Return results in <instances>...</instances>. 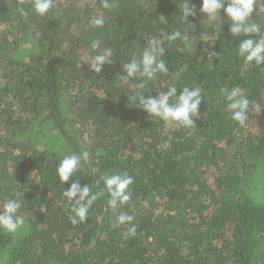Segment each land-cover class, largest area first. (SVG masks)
<instances>
[{
  "label": "trees",
  "instance_id": "1",
  "mask_svg": "<svg viewBox=\"0 0 264 264\" xmlns=\"http://www.w3.org/2000/svg\"><path fill=\"white\" fill-rule=\"evenodd\" d=\"M181 2L108 0L105 9L102 0H54L41 17L32 0H0V205L23 193L25 218L16 234L0 229V264H264V66L235 54L246 37L230 34L223 10L210 21L201 0H191L197 14L189 27L177 17ZM97 14L102 28L89 26ZM253 19L264 25V0ZM177 28L189 32L191 49L167 42ZM151 37L164 42L169 73L149 81L144 95L171 84L202 87L190 128L130 102L138 81L124 78L122 63ZM94 40L113 49L99 74L87 64ZM234 86L252 104L245 126L231 119L221 94ZM83 151L82 186L101 192V178L116 172L134 184L128 203L113 210L105 193L87 221L73 225L56 166ZM122 213L134 217V236H125L131 225L115 226Z\"/></svg>",
  "mask_w": 264,
  "mask_h": 264
},
{
  "label": "clouds",
  "instance_id": "2",
  "mask_svg": "<svg viewBox=\"0 0 264 264\" xmlns=\"http://www.w3.org/2000/svg\"><path fill=\"white\" fill-rule=\"evenodd\" d=\"M54 7V0H32L31 10L38 16L45 17ZM102 7H110L108 0H102ZM223 10L224 14L232 22L229 32L233 36L246 37L235 48V54L242 58L245 64H254L256 67L264 66V25L257 23L253 19V14L257 12V0H201L199 12L206 15L207 20L215 21ZM21 14L27 15L23 9H19ZM197 14L196 5L191 0H182L179 4L178 19L188 25L189 17H195ZM160 23L168 24L164 15L158 17ZM89 26L92 28H102L105 20L101 14L89 18ZM257 37L253 39L252 37ZM168 43L181 41L186 49L192 48V40L189 32L181 31L179 28L169 32L166 36ZM145 47L139 56L133 57L123 64L125 79L138 81L134 87L135 92L130 98L134 107L143 110L148 117L157 118L166 124H172L177 127L190 128L195 124L194 117L199 116V109L204 101V89L200 86L177 88L175 84L168 86L156 96L145 97L144 92L146 84L155 80L159 74L167 75L169 68L165 62L164 42L157 37L146 39ZM95 53L87 63L90 69L95 73H101L104 65L113 63V49L104 47L101 49V42L94 40L90 45ZM209 61L214 53H207ZM187 65L184 66L186 68ZM181 68V72L184 70ZM180 72L175 73L179 77ZM221 94L225 101L226 110L231 119L240 126H245L249 111L252 107L251 101L244 94L239 86L223 87ZM256 111L259 113L260 105H256ZM170 147L169 143L164 145ZM88 152L83 151L80 155L67 154L59 161L56 166V176L63 185V197L68 201L71 215L69 219L73 225L85 223L89 217V211L95 201L105 193L108 195L107 205L115 210L119 205L128 203L132 198L131 186L134 184V178L126 172H116L102 177L104 190L94 193L90 185H81L77 173L80 171L81 160L88 159ZM76 177L70 186L64 188V185ZM23 193L14 192L10 197H5L0 205V229L10 234H16L25 226V218L19 214L22 207L20 199ZM45 206L40 205V211L43 212ZM134 217L128 214H120L116 217L115 226L131 225L125 236H134L136 226L132 224Z\"/></svg>",
  "mask_w": 264,
  "mask_h": 264
}]
</instances>
